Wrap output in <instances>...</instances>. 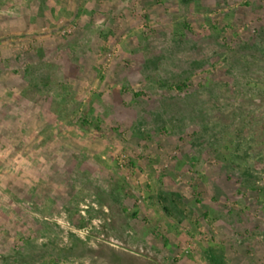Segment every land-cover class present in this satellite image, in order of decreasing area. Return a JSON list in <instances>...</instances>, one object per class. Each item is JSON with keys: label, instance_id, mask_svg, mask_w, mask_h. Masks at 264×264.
<instances>
[{"label": "rangeland", "instance_id": "1", "mask_svg": "<svg viewBox=\"0 0 264 264\" xmlns=\"http://www.w3.org/2000/svg\"><path fill=\"white\" fill-rule=\"evenodd\" d=\"M0 264H264V0H0Z\"/></svg>", "mask_w": 264, "mask_h": 264}, {"label": "trees", "instance_id": "2", "mask_svg": "<svg viewBox=\"0 0 264 264\" xmlns=\"http://www.w3.org/2000/svg\"><path fill=\"white\" fill-rule=\"evenodd\" d=\"M187 1H189V0H187ZM184 84V83H183ZM179 86V88H181L182 87V83H181V85H178Z\"/></svg>", "mask_w": 264, "mask_h": 264}]
</instances>
